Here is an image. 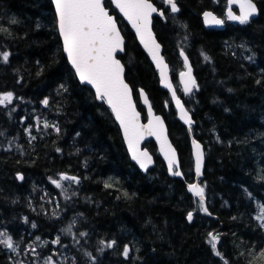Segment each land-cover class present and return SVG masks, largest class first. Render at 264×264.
Segmentation results:
<instances>
[{"label": "trees", "instance_id": "16d2710c", "mask_svg": "<svg viewBox=\"0 0 264 264\" xmlns=\"http://www.w3.org/2000/svg\"><path fill=\"white\" fill-rule=\"evenodd\" d=\"M152 1L164 11L154 29L205 146L207 212L187 190L195 180L189 130L112 1L105 5L126 37L120 57L137 106L146 120L144 88L167 121L184 179L169 175L152 139L145 145L155 166L144 173L132 162L111 109L71 68L51 0H0V53L9 54L0 56V94H13L0 105V232L16 247L0 244V264H264V0H255L257 17L223 30L207 28L203 13L225 17L227 0H176L178 13ZM181 50L198 79L190 94L180 84ZM209 233L218 234L215 250Z\"/></svg>", "mask_w": 264, "mask_h": 264}, {"label": "snow or ice", "instance_id": "6c2138e0", "mask_svg": "<svg viewBox=\"0 0 264 264\" xmlns=\"http://www.w3.org/2000/svg\"><path fill=\"white\" fill-rule=\"evenodd\" d=\"M54 3L58 17V29L63 38L64 51L67 53L80 80L92 84L96 88L97 97L99 99H106L107 103L111 106L113 113L123 128L125 139L133 154V159H138L139 155L150 160L151 158L147 156L146 152H140L138 154L139 140L142 138L145 130H147L149 135H156L159 139L162 134V122L159 117H155L159 129L152 125V121L149 122L148 126H141L138 122L139 113L135 111L132 105L129 86L123 79V65L115 58V53L118 50H123V39L116 28L113 17L108 14V10L104 6V0H54ZM113 3L132 22L142 43L150 51L157 65H162L163 58L158 54L160 46L155 42L148 28L150 22L149 17L153 12L158 11L157 8L153 6L150 0H113ZM166 3L170 5L173 13L179 11L175 0H166ZM234 3H239L241 15L237 16L229 11L228 18L238 20L241 24L247 23L249 18L257 11L253 0H229L230 5ZM160 14L162 15V13ZM204 15L206 18L211 16L215 24L223 23L222 20L212 16L210 12H206ZM181 55H184L183 51H181ZM0 56H2L4 62H7L9 56L7 52L0 53ZM205 59H208V57H205ZM185 66H188L187 57H185ZM166 67L167 65H164V68ZM190 72L191 69L189 68V81L191 86H189V83H185L186 94L191 92L192 87L195 86V81L191 79ZM161 75L163 78V68L161 69ZM180 75L183 77L185 73L182 72ZM168 86L171 87V85ZM141 94L143 95L142 91ZM173 96L175 98V93H173ZM12 98L13 94L11 92L0 94V105L6 102L11 103ZM43 103L47 105V99ZM145 103H147L146 98ZM176 103L180 105L178 99ZM181 112L183 113V117L186 118V123H191V119L187 118V112L184 111L182 106ZM44 126L45 128L49 127L47 123ZM193 144L196 149V173L199 176L203 152L200 150L199 144L195 141H193ZM168 149L174 156V150L171 149L170 145H168ZM138 162L141 163V167L145 166L143 160H139ZM174 165L177 169L175 171L173 170ZM169 171L176 176L182 175L178 170V164H176L172 157H169ZM19 178L23 179V177ZM60 179L72 180L78 183L76 177L62 175ZM52 182L57 187H60L59 181L54 180ZM108 186V184L105 185V187ZM189 191H192L194 195L199 197L201 207L207 212V208L203 207L204 189L197 184H191L189 185ZM192 215L191 212L188 214L189 221L192 220ZM261 216L264 218V213ZM261 227H264V223L261 224ZM67 231L70 232L71 229L69 228ZM80 235L83 236L86 234L81 233ZM208 235L209 243L213 250H215L217 247L216 242L219 239L218 234L209 233ZM0 237H3V239H0V244H3L12 251H16L11 236L5 232H0ZM37 240H39V237H37ZM55 243H59V237H57ZM114 243L115 241L107 246L111 247ZM32 251L34 252L35 248H32ZM128 252L129 249L125 246L123 254L126 257ZM216 255H220L219 251H216ZM260 255H264V250L261 251ZM51 259V257H48L45 264H50Z\"/></svg>", "mask_w": 264, "mask_h": 264}, {"label": "water", "instance_id": "95a60500", "mask_svg": "<svg viewBox=\"0 0 264 264\" xmlns=\"http://www.w3.org/2000/svg\"><path fill=\"white\" fill-rule=\"evenodd\" d=\"M54 4V8H55V12H56V6H55V3H54V0H51ZM112 3H113V0H111ZM150 2L153 4L154 7L157 8V12H153L151 14V16L149 17V24H148V28L150 29L151 33H152V36L155 40V42L157 44H159V50H158V54L160 57L163 58V64L158 66L156 61L153 59L150 51L144 46V43H142L141 39H140V36L138 35L136 29L133 27L132 25V22L120 11V9L116 6L115 3H113V5L115 6V8L119 11L120 15L122 16V18L126 21V23L130 26L131 30L134 32V34L136 35V38H137V41L138 43L140 44V46L142 47V49L145 51V53L147 54V56L149 57L151 63L154 65L155 69L158 71V76H159V80H160V85L163 89L167 90L170 95H171V99H172V103L175 107V110H176V113H177V118L178 120L183 123L189 130V133L191 135V150H192V157H193V162H194V173H195V181L194 182H190V183H187V190L190 194H192L194 197L198 198V196L194 195V193L192 191H189V185L191 184H197L199 187H202L201 183H200V178L203 177L204 175V172H205V166H206V150H205V146L204 144L199 140L197 139L194 134H193V130H192V125L195 124V120L193 118V114L190 112V110L188 109V107L186 106L184 100L181 98V96L179 95L177 89H176V86L173 82V78H172V73H171V66H170V63L168 62L167 58L165 57V54H164V47L162 45V43L160 42L158 36H157V33L154 29V17L155 16H159V17H162L164 15V11L160 10L158 5H156L152 0H150ZM175 3L177 5V8L180 10V7L179 5L177 4L176 0H175ZM253 3L256 5V13L254 15H252L250 19L252 18H255L259 15V12H260V9L258 7V4L256 3L255 0H253ZM167 4V3H166ZM168 5V4H167ZM104 6L106 7L105 5V0H104ZM170 6V5H168ZM235 8H237L238 11H236ZM106 9L108 10V14L110 16L113 17L115 23H116V28L117 30L119 31L122 39H123V45H122V48L123 50L122 51H117L115 53V58L118 59L120 61V63L123 65V68H124V72H123V79L125 81V83L128 84L129 86V89H130V95H131V100H132V105L133 107L135 108V111L137 113H139V124L141 126H148L149 125V122L152 121V125L153 126H156L158 129H159V125L156 124V121H155V117H159L160 118V121L162 122V134L160 136V138L158 139L156 135H149L147 130H145L143 132V135H142V138L139 140V144H138V154L140 152H146L147 153V156L150 157L151 159H147L146 157H141L138 155V159H133V154H132V151L130 150L129 148V144L127 142V140L125 139V135H124V131H123V128L120 124V122L117 120L115 114L113 113L112 111V108L111 106L107 103L106 99H99L97 97V92H96V88L92 85V84H89L87 83L86 81H81L79 76L77 75L76 71H75V68L73 67V65L71 64L69 58H68V55L67 53L64 51L67 59H68V62L72 68V70L74 71L76 77L78 78L79 82L81 84H87L95 93L98 101H101V100H105L107 105L109 106V108L111 109L113 115H114V118L117 122V124L119 125V128L121 130V133H122V137H123V141H124V144H125V147L131 157V160L132 162H134L141 171H143L144 173H147L148 170L152 167L155 166L156 164V160H155V156L154 154L146 147V142L150 139L154 140L157 147H158V151H159V154L161 156V158L163 159V161L165 162L166 164V167H167V170H168V173L171 177H178V178H182L184 179V173L182 171V168H181V158H180V153L178 151V148L177 146L175 145L174 141L172 140L171 138V135H170V131H169V127H168V124H167V121L166 119L164 118V116L160 113H158L156 111V109L153 107L152 105V102H151V99L147 93V91L144 89V88H140L139 89V96H140V99L143 103V105L145 106L146 108V111H147V119L144 120L143 119V115L141 113V111L139 110L138 106H137V103H136V99H135V94H134V89L132 87V85L130 84V82L128 81L127 77H126V66L122 60V58L119 56L121 54H124L125 51H126V37L124 36V33L120 27V24L118 22V19L116 17V15L112 14L110 12V9L108 7H106ZM231 11L234 15H241V8H240V5L239 3H234V4H229V0H228V9L226 11V14L228 16V12ZM179 12V11H177ZM176 12V13H177ZM206 12H210L212 14V16H214L216 19H219V20H222L223 23L222 24H215L213 21H212V17H205L204 13ZM162 13V15L160 14ZM203 13V22L205 24V26L207 28H214V29H225L226 26H227V23L220 17L218 16L213 10H207ZM57 15V13H56ZM207 20V22H206ZM57 21H58V17H57ZM228 22H239L238 20H231L228 18ZM59 30V29H58ZM59 35H60V32H59ZM60 38L62 40V43H63V38L61 37L60 35ZM63 49H64V45H63ZM184 55L182 57L183 61H184V65H185V57H187V64L188 66L186 67L185 66V69L182 71L183 73H185V75L183 77H181L180 75V81H181V86L183 88V90L185 91V83H189V86L190 85V81H189V68L191 69V72H190V76H191V79H194L195 81V86L197 85L198 83V80H197V76H196V72H195V68L192 64V61L191 59L188 57L187 53L185 51H183ZM164 65H167L166 68H164ZM163 68V72H164V77L162 78V75H161V69ZM181 72V73H182ZM180 73V74H181ZM168 85H171V87H169ZM194 86V87H195ZM194 87H192V90L194 89ZM191 90V92H192ZM141 91L143 92V95L141 94ZM189 92V93H191ZM173 93H175V98L173 96ZM187 93V94H189ZM145 98L147 99V103H145ZM179 100L180 101V105H178L176 103V100ZM181 106L183 107L184 111L187 112V118H190L191 119V123H186V118L183 117V113L181 112ZM166 141V143H165ZM193 141H195L197 144L200 145V150L203 152V159H202V162H201V169H200V175L197 176V173H196V149L194 147V144H193ZM162 144H163V150H162ZM168 145L171 146V149L174 150V156L172 154L171 151H169L168 149ZM167 153V155H166ZM169 157H172L174 159V161L176 162V164H178V170L182 173V175L180 176H176V175H173L172 173H170L169 171ZM139 160H143L145 166L144 167H141V163L138 162ZM173 170H177L175 165H174V168ZM19 177H23L22 174H19L18 175V178ZM19 180H23V179H20ZM203 188V187H202ZM204 204L207 205V198L205 196V192H204ZM192 213V212H191ZM193 214V213H192ZM192 221V220H191Z\"/></svg>", "mask_w": 264, "mask_h": 264}, {"label": "rangeland", "instance_id": "374dc122", "mask_svg": "<svg viewBox=\"0 0 264 264\" xmlns=\"http://www.w3.org/2000/svg\"><path fill=\"white\" fill-rule=\"evenodd\" d=\"M258 211H257V216H258V218L260 219V220H262V222L264 223V218H262V216H261V214L262 213H264V206H262V205H259L258 206ZM2 239H3V237H2ZM45 244V243H44ZM40 246H41V244H40ZM53 257V256H52ZM47 259H44V258H39V257H36L35 258V263L36 264H45V261H46ZM60 264V262H59V260H57L56 258H52L51 259V262H50V264Z\"/></svg>", "mask_w": 264, "mask_h": 264}]
</instances>
